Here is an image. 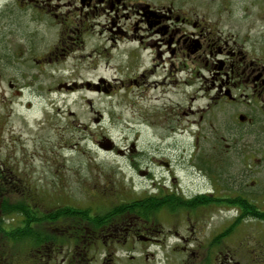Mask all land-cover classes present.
Segmentation results:
<instances>
[{"label":"flooded vegetation","instance_id":"1","mask_svg":"<svg viewBox=\"0 0 264 264\" xmlns=\"http://www.w3.org/2000/svg\"><path fill=\"white\" fill-rule=\"evenodd\" d=\"M197 1L0 0L3 71L24 69L32 54L39 55L34 65L45 70L58 57L85 48L83 37L98 27L106 44L131 41L136 59L145 53L183 74L188 92L186 108L178 114L196 118L178 133L191 138L185 156L191 165L184 168L190 188H180L174 178L172 188L152 183L146 203L138 198L113 202L108 193L99 195L98 203L94 196L88 204L73 200L62 206L85 209L84 217H57L59 205L44 204L42 194L31 206L20 188L18 213L13 212L12 201L2 194L10 192L3 180L14 165L0 155V226L10 236L28 226V210L42 218L35 225L39 244L24 241L25 246L0 248V264H252L251 251L242 258L224 251L220 232L214 236L215 230L207 235L184 227L191 217L200 220L209 212L235 210L248 218L245 180L258 176L264 165V0ZM17 59L22 61L13 66ZM148 204L155 208L145 218L140 206ZM163 211L180 224V231L151 232ZM129 223L144 228L124 229Z\"/></svg>","mask_w":264,"mask_h":264},{"label":"rangeland","instance_id":"2","mask_svg":"<svg viewBox=\"0 0 264 264\" xmlns=\"http://www.w3.org/2000/svg\"><path fill=\"white\" fill-rule=\"evenodd\" d=\"M99 30L92 27L83 37L85 48L58 57L45 70L36 65L37 54L21 70L8 72L0 66V129H4L0 155L2 161L9 158L13 163L9 178L22 180L18 188L31 206H36L40 194L47 205L73 200L88 204L94 196L92 201L98 203L104 193H111L113 202H125L147 195L152 183L172 188L174 178L180 188L191 187L184 173L191 165L185 157L191 138L178 133L191 125L188 119L196 118L178 114L186 108L183 74L171 72L166 61H151L145 53L136 59L131 41L106 44ZM16 184L9 186L13 192H18ZM245 189L250 194L246 200L263 210L264 165L258 176L245 180ZM18 196L8 194L5 200L15 202ZM233 211L209 212L200 220L191 217L184 231L193 227L207 235L220 232L224 251L241 258L252 253V264H264L259 258L264 254V222L241 220ZM172 218L163 211L153 220L151 232L180 231ZM128 227L144 228L134 223L123 226ZM120 235L127 236L123 229ZM10 243L25 246L23 241L5 242L0 248H10Z\"/></svg>","mask_w":264,"mask_h":264},{"label":"trees","instance_id":"3","mask_svg":"<svg viewBox=\"0 0 264 264\" xmlns=\"http://www.w3.org/2000/svg\"><path fill=\"white\" fill-rule=\"evenodd\" d=\"M9 173V172H8ZM6 174V177L4 178L2 176V178H4V183H6V186H8V189H9V193H3V198L6 197V195L8 196V194H20V189H18V179L15 180L14 182H12V179L9 178V174ZM1 178V177H0ZM12 183H17L16 184V188L15 189H18V192H13L14 190L11 189V187H9L10 185H12ZM3 186H5L4 184H2ZM104 194H108V193H104ZM103 194V195H104ZM146 195H142L141 197H139L138 199H140L139 201H143V203H146L147 202V199L144 200V198ZM143 198V199H141ZM18 205V202H13L11 203V210L13 212H17L18 213V208H15V206ZM64 205H67V204H64ZM63 205H60L58 206L59 210L57 211V217H62V216H65V217H72L73 215H81L82 217H84L86 214H85V209H72V208H69V207H62ZM126 206V205H124ZM7 205L4 204L2 205V210L5 212V209L8 210L7 208ZM155 207L153 206H150L149 204L148 205H142L140 206V209L144 210L141 212V215L144 216L145 218H148L150 215H151V210L154 209ZM17 209V210H16ZM28 209V208H27ZM150 210V211H149ZM247 211H248V218H252L254 221L256 220H259V221H263L264 222V211L260 210L257 206H253L251 203H249L247 201ZM19 215V214H18ZM26 220L27 223H28V226L26 227H23L22 229L20 230H17V229H14L13 230V235H10L5 232V230L0 226V243L4 244L5 242H17V243H21V241H29L30 243H34V245H38L39 244V231H37V227L38 226H35L37 223L39 224L41 219L42 218H38L36 215H34L33 213H31V211L26 213ZM245 216H247V214H245L244 216L241 217L242 218H245ZM95 220V219H94Z\"/></svg>","mask_w":264,"mask_h":264}]
</instances>
